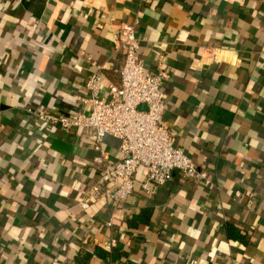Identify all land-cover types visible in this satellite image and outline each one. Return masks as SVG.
Segmentation results:
<instances>
[{
	"label": "crops",
	"instance_id": "1",
	"mask_svg": "<svg viewBox=\"0 0 264 264\" xmlns=\"http://www.w3.org/2000/svg\"><path fill=\"white\" fill-rule=\"evenodd\" d=\"M125 25L146 71L170 73L161 124L210 185L174 172L146 193L140 168L124 201L82 208L87 132L27 110L87 111L90 62L108 99ZM119 144L103 138L104 164ZM0 264H264V0H0Z\"/></svg>",
	"mask_w": 264,
	"mask_h": 264
},
{
	"label": "built area",
	"instance_id": "2",
	"mask_svg": "<svg viewBox=\"0 0 264 264\" xmlns=\"http://www.w3.org/2000/svg\"><path fill=\"white\" fill-rule=\"evenodd\" d=\"M123 49L124 59L119 70V83L107 85L108 99L100 95L103 66L90 62L92 73L85 80V95L78 96L80 104L88 109L70 115H58L39 108L27 112L50 127L79 128L87 132L97 155L98 178L86 191L79 203L86 208L88 200L103 199L120 203L134 189V177L140 168L145 170L142 189L149 193L150 186L169 182L178 172L185 181L210 185V179L191 157L175 144V134L161 124V114L166 104L162 86L169 79L167 70L146 71L138 56L139 41L133 26L121 27L116 35ZM105 136L119 140V159L114 164H104L102 141ZM107 226H112L109 219ZM114 240L104 248L110 251Z\"/></svg>",
	"mask_w": 264,
	"mask_h": 264
}]
</instances>
